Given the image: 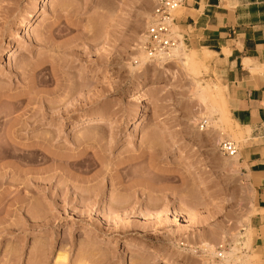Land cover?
Here are the masks:
<instances>
[{"label": "rangeland", "instance_id": "rangeland-1", "mask_svg": "<svg viewBox=\"0 0 264 264\" xmlns=\"http://www.w3.org/2000/svg\"><path fill=\"white\" fill-rule=\"evenodd\" d=\"M157 2L0 0V264H56L59 253V264H166L158 253L226 264L232 248L254 256L256 184L219 148L234 141L241 156L250 132L222 135L208 121L196 81L218 109L225 89L207 48L208 65L193 72L174 57L141 65Z\"/></svg>", "mask_w": 264, "mask_h": 264}, {"label": "crops", "instance_id": "crops-1", "mask_svg": "<svg viewBox=\"0 0 264 264\" xmlns=\"http://www.w3.org/2000/svg\"><path fill=\"white\" fill-rule=\"evenodd\" d=\"M175 25L189 46L214 54L211 73L225 89L231 118L243 135L250 132L240 158L264 210V147L254 143L264 139V0H186ZM254 230L253 250L264 264V212L255 217Z\"/></svg>", "mask_w": 264, "mask_h": 264}, {"label": "bare ground", "instance_id": "bare-ground-1", "mask_svg": "<svg viewBox=\"0 0 264 264\" xmlns=\"http://www.w3.org/2000/svg\"><path fill=\"white\" fill-rule=\"evenodd\" d=\"M42 1L45 2L46 0H42ZM179 13H180V9H179ZM175 14H176V12H175ZM39 18H40V16L38 15V12H37L32 19L33 24L36 23ZM184 49H183L182 44H181V46H179L178 48L173 50V52L168 57H164L159 62H164L169 57L179 58L183 64V66L186 68V70L191 72L200 63L201 64L204 63L205 65H208V57L213 56V54L211 55L207 49H203V50H199V51L193 50V51H189V53L185 51L186 49L185 50ZM11 53H12V51L8 52V54H10V56H12ZM209 54H210V56H209ZM10 56L8 58H10ZM140 59H141V65L144 64L147 60H149V58L145 54V51L141 52ZM196 95L206 107V110L208 112V121L211 122L215 126L218 124H222L221 126L218 125L220 127V130L223 133L222 135L228 134L227 136H230V133L233 132L232 126L234 125V127H236V129H238V131L236 130L238 133L237 132L236 133L240 137L243 136V131H242L241 127L237 123H235L234 120H232V118H231V113L228 110L225 98H223V101L221 103L222 106L220 105L221 107L218 109V107H217L218 105L216 106V100H215V96H214L215 94L213 93V89L209 85L208 86L201 85L198 81H196ZM219 98H218V100H219ZM218 102H220V101H218ZM151 104H152V101H150V99H148L147 102L144 104V107L151 106ZM220 109H222V111H223L222 113L219 112ZM221 115H223V116H221ZM216 116L219 117V119L217 121L214 120V117H216ZM155 117H156L155 120H157L158 124H160V126L164 130L170 132V135H176L177 134V130L173 126H171L169 123L163 121L159 116L156 115ZM221 117H222V119H221ZM95 118L96 119H94V120H96V121H92V122H101L103 120L102 117H95ZM90 120L91 119H89V118L85 119V121H82V123L90 121ZM75 126L77 127L78 125L76 124ZM38 147H40V146H38ZM178 147L181 151L185 150V147H182L181 145H178ZM239 158H240V153H238L234 157V161L238 162ZM183 162L184 163H192L190 157H188L186 155L183 156ZM256 212L258 214V213L264 212V210L257 209ZM245 242L248 245H250L251 239L248 238L247 241H245ZM237 252L239 253L240 251L236 248H232L229 251L222 252L221 256L223 258L221 260L224 261L226 264H232V263H234V264H251V258L252 257H257V258L260 257L256 253L254 254V256H252L253 254L252 255L246 254L245 256L241 255L242 256L241 257L237 254ZM158 256L160 258H162L166 264H174L173 259H171L170 256L165 255L163 253H158ZM61 260H66V256H65V254L59 253L55 258L56 264H59V262L61 263Z\"/></svg>", "mask_w": 264, "mask_h": 264}, {"label": "built area", "instance_id": "built-area-1", "mask_svg": "<svg viewBox=\"0 0 264 264\" xmlns=\"http://www.w3.org/2000/svg\"><path fill=\"white\" fill-rule=\"evenodd\" d=\"M185 3L186 0H158L154 6L144 34V51L149 60L159 62L182 43L186 45V39L181 40L173 31L177 19L173 14ZM219 148L228 158L235 157L240 151L239 145L231 140H223Z\"/></svg>", "mask_w": 264, "mask_h": 264}]
</instances>
